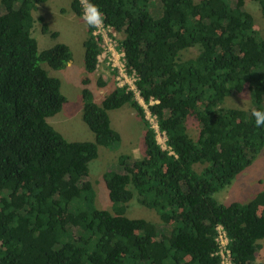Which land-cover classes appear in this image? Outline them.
Here are the masks:
<instances>
[{"label":"trees","instance_id":"1","mask_svg":"<svg viewBox=\"0 0 264 264\" xmlns=\"http://www.w3.org/2000/svg\"><path fill=\"white\" fill-rule=\"evenodd\" d=\"M44 1L0 0V264H221L218 225L230 263L254 264L264 240V186L247 203L215 196L264 147V127L250 114L264 110V37L245 0H90L105 28L120 35L124 71L157 130L128 85H115L97 104L83 80V120L94 140L80 142L48 123L66 99L44 65L62 69L71 53L63 43L38 49L32 13ZM251 1L264 19V0ZM70 6L82 17L79 0ZM95 31L87 26L83 43L89 74L102 53ZM196 48L195 57H181ZM244 90L249 109L222 107ZM124 104L145 126L144 152L120 154L103 173L112 210H100L88 165L99 147L120 144L108 111ZM132 199L160 223L129 218Z\"/></svg>","mask_w":264,"mask_h":264},{"label":"rangeland","instance_id":"2","mask_svg":"<svg viewBox=\"0 0 264 264\" xmlns=\"http://www.w3.org/2000/svg\"><path fill=\"white\" fill-rule=\"evenodd\" d=\"M72 0H46L32 13L34 25L32 36L36 39L38 49L41 51L50 48L57 43L66 44L71 53V60L66 67L54 70L44 65L47 74L60 80V92L66 101L60 112L48 118V123L59 132L68 142L93 141L94 134L83 120V102L81 91L82 81L87 80L88 87L92 90L94 100L101 104L102 100L109 94L115 85H128L134 92L137 100L145 108L146 118L157 130L156 121L149 115L147 107L138 96L134 85V77L128 76L124 71L123 55L115 47V39L118 34L110 29L102 32L95 31L101 38L100 47L102 53L98 57L96 70L89 74L84 68V40L87 37V25L82 17H78L71 9ZM245 9L252 15L254 23L262 37H264V19L258 4L251 0H245ZM43 18V22L39 21ZM47 25V32H43L42 24ZM56 36L53 37L52 34ZM122 37V36H121ZM198 48L182 51L183 59L195 57ZM98 81L105 82L100 86ZM242 94H248L244 90L240 94L231 95L224 99L222 107L247 110L250 104L241 105ZM111 127L120 135L121 142L114 150L104 147L98 148V156L90 161L89 181L95 193V206L100 210H112V204L108 197V190L102 179L103 173L108 167L116 162L120 154H128L135 158L143 156L145 126L137 117L133 108L124 104L118 109L108 111ZM188 133L195 138L198 125L190 119L187 124ZM157 140L165 149V136L157 132ZM264 186V147L252 161L250 166L235 176L229 185L216 193V199L222 204L235 202L247 203L251 201ZM126 215L129 218H143L151 223H160V219L154 210L139 205L135 199L127 204ZM264 263V240L261 241L254 264Z\"/></svg>","mask_w":264,"mask_h":264},{"label":"clouds","instance_id":"3","mask_svg":"<svg viewBox=\"0 0 264 264\" xmlns=\"http://www.w3.org/2000/svg\"><path fill=\"white\" fill-rule=\"evenodd\" d=\"M82 8H83V14H82V20L83 22L96 30L97 32H102L105 30L104 25V14L100 10L98 5H95L90 2V0H81ZM251 102V93L249 94H242L241 98V105H247ZM250 114L254 119L255 126L257 128L264 127V110L252 107L250 110ZM222 229V225L218 226Z\"/></svg>","mask_w":264,"mask_h":264},{"label":"built area","instance_id":"4","mask_svg":"<svg viewBox=\"0 0 264 264\" xmlns=\"http://www.w3.org/2000/svg\"><path fill=\"white\" fill-rule=\"evenodd\" d=\"M79 1L81 3V0ZM218 226L216 227V241L218 242V245H219L218 254L221 257V264H231L230 258H229V251L227 249L228 239H227L226 233L223 227L221 229Z\"/></svg>","mask_w":264,"mask_h":264}]
</instances>
